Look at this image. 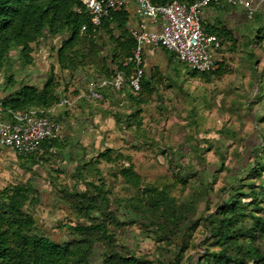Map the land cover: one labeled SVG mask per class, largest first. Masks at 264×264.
Returning a JSON list of instances; mask_svg holds the SVG:
<instances>
[{
    "label": "trees",
    "instance_id": "obj_1",
    "mask_svg": "<svg viewBox=\"0 0 264 264\" xmlns=\"http://www.w3.org/2000/svg\"><path fill=\"white\" fill-rule=\"evenodd\" d=\"M171 1L151 0L154 4ZM213 4L218 3L209 5ZM253 13L256 14L255 20L260 21L264 16L263 1ZM128 16L127 10L121 8L103 17L99 26H94L82 0H0V99L5 109L23 111L56 105L63 97L54 63L70 79L87 68L92 71L86 80L122 73L124 82L120 90L126 88L130 94L134 93L129 88L128 78L135 69L130 57L136 40L131 34ZM82 26H85L84 31H81ZM204 28L208 33L219 36L224 27L207 25ZM259 30L262 33L258 38L264 40V27ZM55 37L59 42L53 45L54 63L44 81L38 85L17 79L13 73V56L9 57L11 51L16 52L21 63L31 65L34 63L33 45ZM170 54L168 62L173 65L168 66L165 78L171 85L181 88L184 78L179 70L181 66L174 65L177 60L172 52ZM215 63L216 67L211 71L191 70L186 74L208 79V75L221 76L229 72L222 61ZM252 64L255 65V61ZM156 84L154 72H144L141 89L134 93L139 107L135 111L137 122H123L114 113L117 126L120 122V127L123 123L128 128L142 126L140 104L144 100L138 95L152 94L157 89ZM226 132V137H236L230 131ZM46 142L42 143V148ZM205 142L211 145L210 141ZM260 147L251 150L254 162L248 165L246 172L241 177H232L227 186L219 189L220 196L214 202L213 211L209 210V204L216 175L202 167L206 164L203 151L209 147L201 148L200 142L191 148L196 152L201 169L191 162L187 171L178 169L179 180L184 184L189 182L190 174L197 176L196 181L191 180L190 194L181 201L166 186L142 185L140 176L129 164L119 173L136 193L126 198L116 197L113 199L116 205L112 208L111 189L101 182L85 179L77 166L71 175L76 183L72 187L56 180L51 182L54 194L75 217L67 223L71 237L68 239L54 240L37 226L33 209L40 204L41 190L33 178L8 185L0 190V264H98L95 262L97 255L101 257L100 264H180L188 237L200 223L204 226V237L198 241L202 249L200 258L193 260L190 256L186 264H262L264 156L258 155ZM110 150L100 151L97 157L111 161ZM215 151L221 159L217 170L222 171L226 168L224 151L219 146ZM16 155L23 159L22 155ZM40 160H27L26 164L35 165ZM253 178L258 182L255 183ZM80 182L85 185L83 189L78 188L77 183ZM225 191L224 197L221 193ZM202 203L204 207L200 209ZM122 205L126 209L124 212H121ZM119 214L127 217L128 222L137 224L143 234L156 242L157 255L154 258L136 254L130 247L118 246L114 231L126 224L120 220Z\"/></svg>",
    "mask_w": 264,
    "mask_h": 264
},
{
    "label": "rangeland",
    "instance_id": "obj_2",
    "mask_svg": "<svg viewBox=\"0 0 264 264\" xmlns=\"http://www.w3.org/2000/svg\"><path fill=\"white\" fill-rule=\"evenodd\" d=\"M255 15L251 13L250 18H255ZM256 21L253 23V33L264 24ZM247 40L246 37L241 42L242 58L233 57L223 62L229 72L221 76L208 75V79L187 76L189 74L186 73H190L191 69L187 64L176 59L174 65L181 66L179 70L184 77L180 88L171 85L165 78L168 66L173 64L167 62L166 69L150 71L154 72L157 89L150 95L147 93L138 95L144 100L140 104L142 126L139 128H128L125 123L120 127L121 122L117 126L114 114L117 113L123 122L130 120L136 123L135 111L139 108L135 102L136 94H130L126 88H123L107 98L110 107L108 113L113 115L115 123L109 125L107 129H102L101 136L89 143L93 148L91 157L79 163L78 169L81 172L82 169L86 170L85 179L101 182L111 189L112 208L116 205L113 200L116 197L126 198L136 193L134 188L124 182L119 173L122 167L129 164H132L133 170L140 176L142 185L166 186L170 193L181 201L190 194L193 183L191 180L196 181L197 176L190 174L189 182L184 184L179 180L178 169L183 168L182 170L187 171L190 162L194 167L201 169L196 159V152L191 147L196 142L201 143V148L209 147L208 150L203 151L206 164L202 167L216 175L209 204V210L213 211L214 202L220 196L219 189L227 186L232 181V177L237 175L241 177L248 165L254 162L251 150L256 146H262L258 155L264 156V79H262L264 49H260V53H263L261 59L250 68L249 61L245 58L249 52L244 45ZM41 43L33 45L32 56L39 63L41 46L48 51V74L54 62V44L48 39ZM11 54L9 57L13 56L12 66L15 77L27 80V75L31 70L36 69L37 64L35 67L32 66L33 64H23L18 60L15 51H11ZM167 56L170 58L171 54L168 53ZM54 70L57 75H61L59 76V80L63 82L61 87L74 86L76 76L70 79L66 72L59 71L55 67ZM79 103L84 109H97L106 116V109L101 107V100L81 99ZM52 113H48L47 116L52 118ZM63 119L70 125L69 119ZM227 130L236 137L231 135L229 138L226 137ZM205 141H210L211 145ZM216 146L224 151L223 163L226 168L222 171L217 170L221 159L215 151ZM69 147L72 149L75 145L69 143ZM106 148L111 149L109 152L111 161L97 157L98 153ZM42 153L39 156L37 152L22 155L23 159H19L13 152L7 154L6 160L0 165V190L8 185L33 178L41 190L40 204L33 209L37 226L54 240L68 239L71 237L67 223L75 217L69 212L68 206L54 194L53 187L48 183V180L53 178L51 176L53 174L49 171L50 164H56L55 158L50 155L43 158ZM37 158L41 159L37 164H26L27 160ZM44 171H47V177L44 176L46 175ZM58 177L61 179L66 176ZM254 180L255 183L258 182L257 179ZM75 184L69 182L67 186L70 188ZM77 184L80 189L85 186L82 182ZM226 193L227 191L221 194L225 197ZM203 207L202 203L200 209ZM124 211L126 209L122 205L121 212ZM118 217L126 221L123 227L114 231L118 246H127L136 254H146L149 258H154L157 255L156 242L149 235L143 234L137 224L128 222L124 215L119 214ZM203 237L204 226L200 223L188 237V245L183 251L180 264H186L190 256L193 260L200 258L199 251L202 249L198 241ZM95 262L101 263L99 255L95 256Z\"/></svg>",
    "mask_w": 264,
    "mask_h": 264
},
{
    "label": "built area",
    "instance_id": "obj_3",
    "mask_svg": "<svg viewBox=\"0 0 264 264\" xmlns=\"http://www.w3.org/2000/svg\"><path fill=\"white\" fill-rule=\"evenodd\" d=\"M262 1L254 5L251 0H173L166 4H154L151 0H82L94 26H99L102 18L110 12L126 8L131 2L136 3L140 20L131 29L136 45L130 57L135 69L128 78L129 88L134 93L141 89L140 81L145 72L142 55L144 46L171 51L175 59L187 64L193 71H211L216 67V51L221 44L215 34L205 30L201 22V10L214 2L243 7L253 13ZM151 25H158L159 29ZM84 29L85 26H82L81 31ZM123 82L122 73L91 80L87 93L81 96L100 100L103 97L102 90L119 91ZM62 104L71 105L73 101L62 98L56 105L46 109L34 107L13 111L5 109L0 99V146L10 148L18 155L34 152L40 155L44 141L59 140L64 135V123L47 116L57 105ZM3 114L8 117L4 119Z\"/></svg>",
    "mask_w": 264,
    "mask_h": 264
},
{
    "label": "crops",
    "instance_id": "obj_4",
    "mask_svg": "<svg viewBox=\"0 0 264 264\" xmlns=\"http://www.w3.org/2000/svg\"><path fill=\"white\" fill-rule=\"evenodd\" d=\"M251 1L254 5L258 4L259 2V0ZM125 9L129 14V28L130 30L134 29L140 20L137 14V5L136 3L131 2ZM250 14L251 13H249L243 7L233 6L226 3L209 5L201 10V22L203 26L209 25L215 27H224L223 30L220 31V35H216L221 44L220 48L216 51V61L218 60L225 62L233 57H237V59L242 58L240 46L241 42L244 41L246 37L248 40L244 45L248 48L249 52H247L248 54L245 56V58L249 61L248 64L250 68L255 66L252 64V61L256 62L258 59H261L263 53H260V49H264V40H260L258 38L262 33L258 32L260 30L253 33L252 27L253 23L255 22V18H250ZM260 22H264V16H262ZM152 27L159 29L158 25H153ZM263 27L264 24L260 25L258 29H262ZM48 40L50 41L51 39ZM52 42L53 44L57 45L59 38L55 37L52 39ZM168 53H170L169 50L165 51L164 48L162 49L161 47H152L150 45L144 46L142 55L145 72L147 73L154 70L158 71L162 68L166 69V64L169 60V57L167 56ZM47 54L48 51L43 46H41L40 62L38 63L34 60L32 66L35 67L37 64V67L34 69V71H30V73L27 75L26 81L38 85L44 81L47 75ZM54 65L57 69V63H54ZM91 71V68H87L84 71L85 73L79 72L76 75L74 86L59 87L62 97L69 101H73V104L57 105L51 116L56 120L62 121L65 125V128L64 135L61 139L47 141L44 143V147L42 148L43 158L46 155H50L55 158L56 162L55 165L50 164L49 173L53 174L51 175L53 178L48 180L49 184H51V182L54 180H59V182L65 185H69V182H75V179H72L71 177L75 167L79 166V163H82V161H86L87 157H91L93 148L89 143H92L95 138L97 139L101 136L102 129H107L109 125H113L115 123L112 118L113 115L108 113L110 107L108 106L107 98L111 97L116 91L105 89L103 92V97L100 99L102 101L101 107L106 109V116H104L103 113L101 114L99 111H97V109H84L79 103L81 99H85L87 101L92 100L90 98H86L85 96H81L82 94L87 93L88 85L92 79H86ZM251 76L252 75H250V77ZM262 79L264 78L262 77ZM61 80H63L62 77ZM60 82L62 85L63 82ZM60 108L62 109L60 110ZM2 117L6 119L8 115L3 114ZM63 118L69 119L70 125H68V123ZM69 143L75 145V148L71 149L69 147ZM11 152L16 154L12 149L0 146V165L4 160H6V155ZM44 172L46 174L44 176L47 177V171ZM82 174L85 176L86 170L83 169ZM59 175L66 177L59 179Z\"/></svg>",
    "mask_w": 264,
    "mask_h": 264
}]
</instances>
